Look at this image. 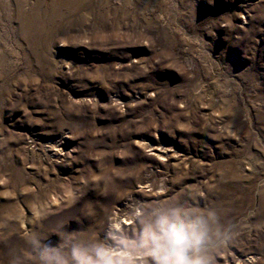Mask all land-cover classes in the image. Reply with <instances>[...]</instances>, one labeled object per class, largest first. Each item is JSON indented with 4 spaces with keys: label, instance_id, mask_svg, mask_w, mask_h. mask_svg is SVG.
Segmentation results:
<instances>
[{
    "label": "rangeland",
    "instance_id": "obj_1",
    "mask_svg": "<svg viewBox=\"0 0 264 264\" xmlns=\"http://www.w3.org/2000/svg\"><path fill=\"white\" fill-rule=\"evenodd\" d=\"M177 195L264 264V0H0V264Z\"/></svg>",
    "mask_w": 264,
    "mask_h": 264
},
{
    "label": "clouds",
    "instance_id": "obj_2",
    "mask_svg": "<svg viewBox=\"0 0 264 264\" xmlns=\"http://www.w3.org/2000/svg\"><path fill=\"white\" fill-rule=\"evenodd\" d=\"M130 219V225L108 221L102 235H73L63 224L30 232L23 238L27 255L31 264H214L233 237L216 208L184 195L137 203ZM49 234L58 237L55 245L43 243ZM10 264H25V258L14 255Z\"/></svg>",
    "mask_w": 264,
    "mask_h": 264
},
{
    "label": "bare ground",
    "instance_id": "obj_3",
    "mask_svg": "<svg viewBox=\"0 0 264 264\" xmlns=\"http://www.w3.org/2000/svg\"><path fill=\"white\" fill-rule=\"evenodd\" d=\"M113 219H116V220H118L119 222H121V223H123L125 225H127L128 222H129L128 219H124L122 216H118L117 212H114V216L111 218V220H113Z\"/></svg>",
    "mask_w": 264,
    "mask_h": 264
}]
</instances>
